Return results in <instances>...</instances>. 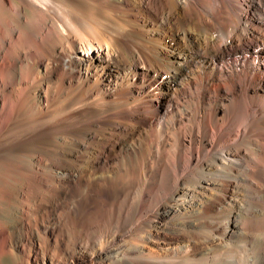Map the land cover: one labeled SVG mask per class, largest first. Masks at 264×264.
Returning a JSON list of instances; mask_svg holds the SVG:
<instances>
[{"label": "bare ground", "instance_id": "1", "mask_svg": "<svg viewBox=\"0 0 264 264\" xmlns=\"http://www.w3.org/2000/svg\"><path fill=\"white\" fill-rule=\"evenodd\" d=\"M133 16L158 61L132 58L153 68L135 71V96L118 89L120 54L114 67L78 54L116 49ZM97 81L116 100L94 98L80 128L63 92ZM156 82L163 109L143 89ZM26 116L74 130L6 153ZM0 156L18 170L0 172V264H264V0H0ZM112 184L102 218L68 205L45 218L33 197Z\"/></svg>", "mask_w": 264, "mask_h": 264}, {"label": "rangeland", "instance_id": "2", "mask_svg": "<svg viewBox=\"0 0 264 264\" xmlns=\"http://www.w3.org/2000/svg\"><path fill=\"white\" fill-rule=\"evenodd\" d=\"M137 18L138 17L133 16V20H134L132 24L133 26L131 25L126 30L125 35H120L121 39L119 38V42L117 44L118 46L116 49H112L113 47H111V44H108L106 41L99 44L97 40H94L91 44L82 42L80 44V47L78 48L79 50L78 54L80 56H83L84 58L92 60L94 64L98 61V59L106 57L108 60L111 61L112 67H114L113 62H112V57L120 54L121 55L120 63L121 65H123V68H124L123 74L125 76H124V83L122 85H118V89L119 91L121 90L123 92H127L129 93V95H132V96H135L137 89H139L138 88L139 79H137L138 77H136L135 79V73L143 69L144 70L147 69V71H150V73H153L152 67L147 68V67H142L140 65L138 66L133 62L132 58L133 57L135 58L138 55V53H144L148 56L149 59H151L150 60L151 62H154L153 63L154 66L158 65V61L151 54V48L154 47V44H151L150 46L143 44V42L149 43L148 39L155 37V35H153V30L150 29L151 27H147L143 25V24H146L145 18H144V21L142 20L143 18L141 19L142 21H140L141 24L143 23L142 25L139 24L138 22L136 23L135 19L136 20L139 19ZM170 29H171L170 27L169 28L167 27V30L169 32L171 31ZM158 36L161 37L163 41L169 43L170 38L169 37L167 38L166 34L160 33L158 34ZM166 56H168L167 52H166ZM90 84H94V86L90 88L89 87ZM90 84L86 83L84 85H81L79 83H76L73 86V88L69 90L65 89V91L63 92V95H64L63 98L71 94V96L68 98L69 103L68 105H66V108H65L66 112L64 113V116H68V114L78 115V118H79L78 127L80 128H84V127L90 128L92 125V122H89L91 120V114H93L94 109H97V106L93 104L94 98H97V97L100 98L101 96L105 94L104 98L108 102H114V100H116L114 96H110L105 93V81L104 82L102 81L90 82ZM165 85L167 86L168 82H166V84L164 85L163 84L159 85V83L156 82L151 87L143 88L144 90H147L150 92H154V93L161 92L162 93L160 94L162 95L160 96L161 98L158 97L154 99L155 108L161 107L163 109L165 106V100L163 97V93L167 89V88L164 89ZM110 104H113V103H110ZM19 119H16L13 122V124L11 125V128L9 129L10 131L8 130L7 132H5V135L3 136V145L1 148H3L6 151V153H10L12 151L16 152L17 150H20L23 148L34 147L39 143H43L47 140L54 139L57 135H60L62 133L65 134L67 133V131L69 132L70 130H74L70 128L67 129L68 127L64 123H61V122L60 123L57 122L54 124L46 122V123L41 124L39 122L37 123V121H32V119H30L29 116L22 117ZM12 168L13 167L10 164H8L7 161L2 159L0 156V172L2 173L8 172L11 175V177L15 179L18 176L17 175L18 170H15V169L13 170ZM57 187L56 186L52 187L51 189L52 192L51 191L45 192L42 190L41 193L39 192V194L37 190H35V193L33 196L34 201L38 204L40 203L41 209H39L38 212L40 215L43 214L45 218L53 213H57L58 211L63 212L65 205H68L71 207L73 206L71 211L74 216L76 215L75 217L77 218H82V219H87V220L91 218H96V217L102 218L103 210L107 208L109 206L108 205L109 202H111L119 194L114 184L104 185L102 187H105V188L100 187L95 192H91V193L84 192L80 194L77 198H75L76 201L74 200L75 202L74 203L71 200V197L69 196L70 193H67V197H64L63 195L64 192L60 191L59 186ZM148 244H147L148 247H152L153 249H155L156 247L155 244H152V243H148ZM6 257L7 258H5V261L3 262V264H15L16 260L11 255L6 256ZM10 260L13 262H11Z\"/></svg>", "mask_w": 264, "mask_h": 264}]
</instances>
